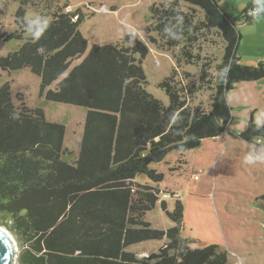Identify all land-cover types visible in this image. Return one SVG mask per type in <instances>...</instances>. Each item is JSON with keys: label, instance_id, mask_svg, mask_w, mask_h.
Wrapping results in <instances>:
<instances>
[{"label": "trees", "instance_id": "16d2710c", "mask_svg": "<svg viewBox=\"0 0 264 264\" xmlns=\"http://www.w3.org/2000/svg\"><path fill=\"white\" fill-rule=\"evenodd\" d=\"M14 1L19 2L15 21L21 33H0V41L21 44L0 55V69L29 68L39 77L38 93L47 102L86 110L80 148L70 162L64 157L65 125L48 121L41 107L21 103L17 108L12 82H0V226L17 242L18 264H229L226 251L216 245L190 247L194 241L180 235L184 209L179 199L171 211L165 201L159 202L175 223L166 230L151 227L144 215L155 208L166 178L153 165L168 164L170 152L183 156L203 140L222 134L264 147V125L257 127L252 118L241 133H228L232 120L228 93L238 82L264 79V61L245 66L237 54V23L254 19L247 12L256 1L237 16L227 14L218 0H182L186 11L181 0L151 2L147 29L152 44L178 52L177 65L182 61L183 66L199 65L192 89L181 77L176 79L179 74L173 68L159 82L166 102L147 91L143 61L149 49L136 36L89 46L79 30L84 21L81 11L63 7L49 15L48 29L33 41L22 36L28 0ZM198 11L203 15L199 22ZM214 30L225 43L215 73L230 66L223 81L210 74V63L192 49L199 33ZM204 88L211 90L208 107H191L193 95ZM181 159L169 169L184 162ZM141 177L145 182L138 180ZM259 199L264 201V195ZM155 240L165 243L147 257L127 250Z\"/></svg>", "mask_w": 264, "mask_h": 264}, {"label": "rangeland", "instance_id": "374dc122", "mask_svg": "<svg viewBox=\"0 0 264 264\" xmlns=\"http://www.w3.org/2000/svg\"><path fill=\"white\" fill-rule=\"evenodd\" d=\"M152 1L154 0H28L25 18L39 13H45V17L50 18L49 15L58 8L64 7L65 11L79 8L84 18L79 30L89 40V46L93 43L123 41L124 36L129 33L121 21L130 24L138 31L132 35L149 49V54L143 61L148 81L147 91L166 102L167 98L159 88V82L169 76L173 68L179 74L176 79L181 77L185 87L192 89L197 85L199 65L183 66V61L177 65L175 57L178 52L169 53L167 50L157 49L149 40L147 28L151 15L148 6ZM218 1L227 14L237 16L248 3L256 0ZM179 3L183 10L188 9L182 0ZM18 5L19 2L14 0H0V33L6 36L21 33L15 21ZM198 13L195 18L199 22L203 15L199 11ZM237 28L240 32L237 54L241 58V64L251 66L264 61V16L248 23L238 21ZM22 36L27 38L29 35L25 31ZM152 36L155 37L153 34ZM20 44L14 39L7 42L1 40L0 55L6 56ZM224 46L219 32L214 30L199 33V39L192 49L203 61L210 63L209 72L213 75L216 65L221 61ZM185 73H189V77H185ZM6 81L12 82L13 102L17 108L21 103L31 109L41 107L48 121L60 122L68 128L63 147L66 150L64 157L67 161H75L86 110L74 105L47 102L38 93L39 77L32 74L29 68L13 72H2L0 69V82L3 84ZM18 94L22 95L21 99H17ZM193 97L191 107L201 106L205 109L211 100V90L204 88ZM227 99L232 107L228 133H241L251 118L255 124L258 119L264 118V79L236 83ZM262 140L264 145V139ZM250 146L251 144L230 135L207 138L199 148L186 151L181 159L184 162L179 161L172 169L169 167L177 161L175 156L180 155L177 150L170 152L165 159L168 164L154 165L155 169L165 173L166 178L161 184L155 208L144 215L146 221L151 223V227L161 230L175 225L161 211L159 202L165 201L168 211H171L174 209L175 199H179L184 209L180 235L194 241L190 247L216 245L221 251H226L229 264H236L239 258L244 260V264H264V201L259 199L264 195V164L249 166L242 163ZM138 180L145 182L144 177ZM0 227L9 231L5 226ZM164 243V240L145 241L130 245L127 250L142 258L158 252ZM18 250L17 245L16 264Z\"/></svg>", "mask_w": 264, "mask_h": 264}, {"label": "clouds", "instance_id": "9594fccd", "mask_svg": "<svg viewBox=\"0 0 264 264\" xmlns=\"http://www.w3.org/2000/svg\"><path fill=\"white\" fill-rule=\"evenodd\" d=\"M249 15L254 19H259L260 17L264 16V0H256L254 6L250 10ZM22 22L24 31L28 33L29 38L33 41H39L49 27V21L43 15L27 16L26 18H23ZM121 23L125 25V29L129 34L138 33V31L130 24H127L124 21H121ZM166 31L169 32L170 29H166ZM38 51L40 54H43L45 49L41 47L38 49ZM229 71L230 66L225 65L215 73V76L218 78V80L223 81L227 78ZM262 124H264V118L258 119L257 127L261 126ZM242 163L249 166L264 164V147H258L255 144L251 145L243 156ZM236 264H244V260L239 258L236 261Z\"/></svg>", "mask_w": 264, "mask_h": 264}, {"label": "water", "instance_id": "95a60500", "mask_svg": "<svg viewBox=\"0 0 264 264\" xmlns=\"http://www.w3.org/2000/svg\"><path fill=\"white\" fill-rule=\"evenodd\" d=\"M17 243L12 233L0 227V264H16Z\"/></svg>", "mask_w": 264, "mask_h": 264}, {"label": "crops", "instance_id": "0c3cea01", "mask_svg": "<svg viewBox=\"0 0 264 264\" xmlns=\"http://www.w3.org/2000/svg\"><path fill=\"white\" fill-rule=\"evenodd\" d=\"M93 44H97V43H93ZM82 127V126H81ZM65 128H66V132L68 131V128L65 126ZM66 132H65V136H64V143H65V138H66ZM83 133V127H82V129H81V133H80V136H81V134ZM80 141H81V139H80ZM80 141H79V143H80ZM79 147V146H78ZM80 148V147H79ZM79 148H78V150H79ZM78 150H77V154H78ZM77 154H76V157H77ZM185 154V152L183 153V155ZM180 159V158H183L182 156H180V157H177V156H175V160L176 159ZM153 167H154V165H153Z\"/></svg>", "mask_w": 264, "mask_h": 264}, {"label": "built area", "instance_id": "2783aa9c", "mask_svg": "<svg viewBox=\"0 0 264 264\" xmlns=\"http://www.w3.org/2000/svg\"><path fill=\"white\" fill-rule=\"evenodd\" d=\"M249 13H250V10L247 12V16H248V17H251V16L249 15Z\"/></svg>", "mask_w": 264, "mask_h": 264}, {"label": "bare ground", "instance_id": "6f19581e", "mask_svg": "<svg viewBox=\"0 0 264 264\" xmlns=\"http://www.w3.org/2000/svg\"><path fill=\"white\" fill-rule=\"evenodd\" d=\"M4 229V228H3Z\"/></svg>", "mask_w": 264, "mask_h": 264}]
</instances>
